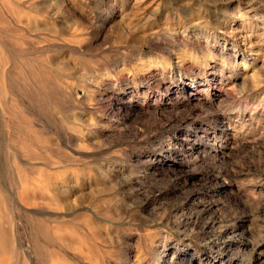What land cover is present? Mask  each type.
<instances>
[{"label": "rangeland", "instance_id": "1", "mask_svg": "<svg viewBox=\"0 0 264 264\" xmlns=\"http://www.w3.org/2000/svg\"><path fill=\"white\" fill-rule=\"evenodd\" d=\"M189 1L0 0V264H264V0Z\"/></svg>", "mask_w": 264, "mask_h": 264}, {"label": "bare ground", "instance_id": "2", "mask_svg": "<svg viewBox=\"0 0 264 264\" xmlns=\"http://www.w3.org/2000/svg\"><path fill=\"white\" fill-rule=\"evenodd\" d=\"M207 1H209L210 3H213V2H215V0H207ZM190 3L191 2H199V0H190L189 1ZM219 2L220 3H222L223 1L222 0H219ZM225 3L227 2V1H224ZM187 5V4H186ZM190 5V4H189ZM188 9V8H187ZM221 11V10H220ZM212 14L214 15V17H217L216 19L218 20L219 18H222V13L221 12H219V10H212ZM227 14V13H226ZM235 14V13H234ZM217 25H219L220 27H222V20L221 21H218L217 22ZM226 28H227V26H225ZM248 67V66H247ZM148 70V69H147ZM213 79H211L209 82H207V85H206V87L207 88H211L212 87V85L214 84V83H216V81H217V79L215 78V76L213 75V77H212ZM173 139V138H172ZM172 139L171 138H167V144H169V145H172ZM166 141V140H165ZM164 142V141H163ZM206 210V209H205ZM230 218V217H229ZM224 219V218H223ZM223 219H221V218H212L208 223H207V225H206V228H207V230H210V231H213V232H215V234H216V237L219 239V241H221V243H222V241H223V243L226 245V246H228V247H231V246H233V241H232V238L234 237V236H237L236 234H237V230H236V225H237V221H236V219H234V220H230V221H228L229 222V224H226V225H223L222 226V220ZM218 228H219V230H218ZM223 229V230H222ZM234 240V239H233ZM217 244V243H216ZM221 246V245H220ZM257 248L259 247V246H256ZM257 248H255V250L257 249ZM221 249V248H220ZM225 249V248H224ZM254 249V248H253ZM255 260H259V256H256L255 258H254Z\"/></svg>", "mask_w": 264, "mask_h": 264}]
</instances>
